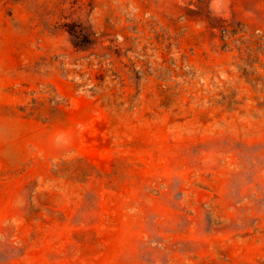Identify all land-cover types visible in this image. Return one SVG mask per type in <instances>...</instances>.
<instances>
[{
	"label": "rangeland",
	"instance_id": "obj_1",
	"mask_svg": "<svg viewBox=\"0 0 264 264\" xmlns=\"http://www.w3.org/2000/svg\"><path fill=\"white\" fill-rule=\"evenodd\" d=\"M0 264H264V0H0Z\"/></svg>",
	"mask_w": 264,
	"mask_h": 264
}]
</instances>
